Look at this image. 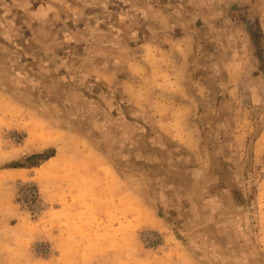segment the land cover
Returning <instances> with one entry per match:
<instances>
[{
  "label": "rangeland",
  "instance_id": "374dc122",
  "mask_svg": "<svg viewBox=\"0 0 264 264\" xmlns=\"http://www.w3.org/2000/svg\"><path fill=\"white\" fill-rule=\"evenodd\" d=\"M30 125L145 199L128 240L145 264H264V0H0V167L28 161ZM45 172L15 183L32 232L55 228ZM40 242L34 264H56Z\"/></svg>",
  "mask_w": 264,
  "mask_h": 264
},
{
  "label": "crops",
  "instance_id": "0c3cea01",
  "mask_svg": "<svg viewBox=\"0 0 264 264\" xmlns=\"http://www.w3.org/2000/svg\"><path fill=\"white\" fill-rule=\"evenodd\" d=\"M45 140L28 126V141L15 149V159L43 153L51 146ZM60 151L43 166L0 167V264H34L32 246L38 241L53 245L56 264H143L140 248L130 247L128 240L135 238L132 229L137 228L129 224L144 223L145 199L137 196L133 204L127 182L109 165L98 168L96 154L74 150L68 152L71 162H63ZM37 169L57 177V203L48 212L55 228L40 225L32 232V222L16 204L15 183L33 179ZM163 258L157 262L180 263L173 255Z\"/></svg>",
  "mask_w": 264,
  "mask_h": 264
},
{
  "label": "built area",
  "instance_id": "2783aa9c",
  "mask_svg": "<svg viewBox=\"0 0 264 264\" xmlns=\"http://www.w3.org/2000/svg\"><path fill=\"white\" fill-rule=\"evenodd\" d=\"M13 140H18L16 135L12 136ZM18 201L25 212H28L31 216H38L42 212L40 195L36 184L33 181L26 183H19L18 186ZM149 238L146 237L145 240ZM34 252L38 256H49L50 249L44 245L43 242H36Z\"/></svg>",
  "mask_w": 264,
  "mask_h": 264
},
{
  "label": "trees",
  "instance_id": "16d2710c",
  "mask_svg": "<svg viewBox=\"0 0 264 264\" xmlns=\"http://www.w3.org/2000/svg\"><path fill=\"white\" fill-rule=\"evenodd\" d=\"M56 151L54 149H47L43 153L34 154L28 158V161L23 162H13L8 165V168H22V167H37L41 162L49 160L51 157L55 156Z\"/></svg>",
  "mask_w": 264,
  "mask_h": 264
}]
</instances>
